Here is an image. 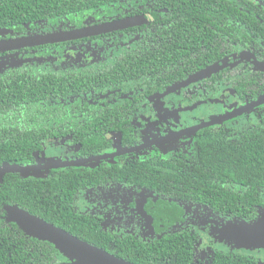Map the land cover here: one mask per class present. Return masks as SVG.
Masks as SVG:
<instances>
[{
  "label": "flooded vegetation",
  "instance_id": "1",
  "mask_svg": "<svg viewBox=\"0 0 264 264\" xmlns=\"http://www.w3.org/2000/svg\"><path fill=\"white\" fill-rule=\"evenodd\" d=\"M22 80L50 90L19 166L55 219L4 205L0 264H80L6 207L125 264H264L221 235L264 211V0H118L0 28V83Z\"/></svg>",
  "mask_w": 264,
  "mask_h": 264
},
{
  "label": "trees",
  "instance_id": "2",
  "mask_svg": "<svg viewBox=\"0 0 264 264\" xmlns=\"http://www.w3.org/2000/svg\"><path fill=\"white\" fill-rule=\"evenodd\" d=\"M113 1L118 0H0V28L10 25H19L36 19L48 17H73L83 15L88 11L105 8ZM38 83V84H37ZM22 80L14 81L13 84L0 83V166L4 163L11 165H24L32 158L31 152L35 149L32 145V136L25 137L28 129L34 130L36 121L34 118L40 114L43 101H47L46 92L40 86V82ZM240 161L237 171L256 173L262 171L261 164L254 161ZM237 167V168H238ZM248 179L258 181L257 177L249 176ZM261 180V178H260ZM42 180L29 179L19 174H9L0 180V214H3L4 205H18L26 208L34 214L49 221L55 218L50 210L49 198L43 195L40 190L46 188ZM49 191V190H47ZM255 214L251 212V215ZM0 219V237H5L10 228ZM15 228V227H14ZM22 233V232H21ZM13 236H19L14 235ZM35 240L27 239L23 244L28 251H36V254L43 253L51 259L50 250L54 247L51 244L41 243V252ZM16 249L12 251L22 252L18 242H13ZM12 247V245H11ZM55 250V249H54ZM56 251V250H55ZM45 252L47 254H45ZM2 255L5 249L0 250ZM5 256V255H4ZM48 260H43L45 263Z\"/></svg>",
  "mask_w": 264,
  "mask_h": 264
},
{
  "label": "water",
  "instance_id": "3",
  "mask_svg": "<svg viewBox=\"0 0 264 264\" xmlns=\"http://www.w3.org/2000/svg\"><path fill=\"white\" fill-rule=\"evenodd\" d=\"M55 167L58 165H54L53 168ZM37 171L38 167L4 164L0 167V180L6 174L28 176V174ZM6 211L8 212V222L17 224L28 236L54 243L63 252L65 251L64 246H69L76 258L80 260V264H125L106 251L67 235L64 231L25 210L18 207H6ZM221 235L238 248L264 249V211L260 212L259 217L251 222L230 223L224 228Z\"/></svg>",
  "mask_w": 264,
  "mask_h": 264
}]
</instances>
